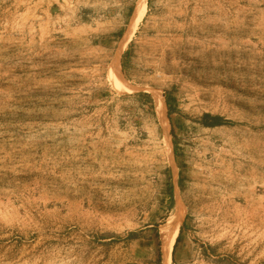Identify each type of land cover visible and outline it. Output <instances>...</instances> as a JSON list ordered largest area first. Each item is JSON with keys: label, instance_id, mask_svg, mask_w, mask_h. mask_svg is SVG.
Wrapping results in <instances>:
<instances>
[{"label": "rangeland", "instance_id": "rangeland-1", "mask_svg": "<svg viewBox=\"0 0 264 264\" xmlns=\"http://www.w3.org/2000/svg\"><path fill=\"white\" fill-rule=\"evenodd\" d=\"M135 2L0 0V264H163L178 198L170 264H264V0H147L121 93Z\"/></svg>", "mask_w": 264, "mask_h": 264}, {"label": "bare ground", "instance_id": "bare-ground-1", "mask_svg": "<svg viewBox=\"0 0 264 264\" xmlns=\"http://www.w3.org/2000/svg\"><path fill=\"white\" fill-rule=\"evenodd\" d=\"M146 8H147V0H136L134 11L131 14L128 27L120 39L118 55L117 57H115L113 63H111L109 66L108 77L110 81L113 83L115 89L121 93L123 91L132 90V87H130L129 84H127V82H125L123 78L120 69L121 67H120L119 55L123 50V48L130 41L138 24L145 16ZM155 94L157 97L156 111L163 128L162 133H163L164 148H165V152L167 153L166 156H168V162L172 166L174 177L176 178L178 171H177V166L173 159V151H172V143H171L172 140L170 139V134H169V121L165 112L166 102L164 95L162 93L158 91ZM184 214H185V208L181 204L178 198L175 206V210L166 218L165 222L159 226L160 241H161L160 249H161L163 264H170L171 250L173 248L175 239L179 233V226L183 221Z\"/></svg>", "mask_w": 264, "mask_h": 264}, {"label": "trees", "instance_id": "trees-1", "mask_svg": "<svg viewBox=\"0 0 264 264\" xmlns=\"http://www.w3.org/2000/svg\"><path fill=\"white\" fill-rule=\"evenodd\" d=\"M131 11V10H130ZM164 97H165V101H166V104H167V107H168V116H170V113H171V104L169 102V99L167 98L166 94H164ZM210 115L209 114H205L204 115V118L205 117H209ZM210 118L212 119L211 122L209 123H206L205 125L207 126H215V125H221V124H226V123H230V121L228 120H224L222 117L220 116H210ZM169 197H172V190L169 189ZM181 231H182V226H180L179 228V234L175 240V243L173 245V250L175 249V247L177 246L179 240H180V235H181Z\"/></svg>", "mask_w": 264, "mask_h": 264}, {"label": "crops", "instance_id": "crops-1", "mask_svg": "<svg viewBox=\"0 0 264 264\" xmlns=\"http://www.w3.org/2000/svg\"><path fill=\"white\" fill-rule=\"evenodd\" d=\"M131 10V11H130ZM133 9H131V7L128 8V13H130V15L132 14Z\"/></svg>", "mask_w": 264, "mask_h": 264}]
</instances>
